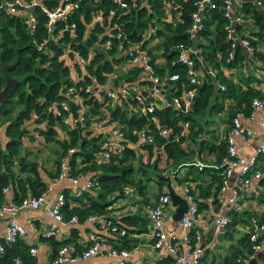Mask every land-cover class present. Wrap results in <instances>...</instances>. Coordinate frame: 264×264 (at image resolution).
<instances>
[{
    "label": "trees",
    "instance_id": "trees-1",
    "mask_svg": "<svg viewBox=\"0 0 264 264\" xmlns=\"http://www.w3.org/2000/svg\"><path fill=\"white\" fill-rule=\"evenodd\" d=\"M67 1L77 3V8L67 18V22L74 23L72 34L69 29L61 30L63 23H57L52 30H48L44 12L38 6L32 10L35 26L31 32L27 30L23 17L0 13V89L5 83L2 65H7V76L15 79L8 98L0 103V127L6 138L4 148H0V197L1 190L7 187L14 201L37 196L46 190L47 185L40 177L42 167L37 161V154L22 148L21 138L30 132L28 126L31 124L32 132L41 137L42 143L53 154L56 173L52 178L58 173L60 159L66 157L71 176L88 175L94 183L89 189L82 190L79 196L71 195L72 200L88 198V204L80 207H68L65 190L64 203L59 208L63 220L75 217L80 223L89 215H95L124 229L125 235L121 237L111 234L109 238H102L116 251L126 250L133 243L127 237L132 232L129 227H144L146 221L139 213L124 215L117 221L108 217L106 208L115 199L124 198L128 189L138 196L141 206L151 197L167 193L164 171L178 184L188 182V194L196 204L198 215L203 209L218 212L222 203L220 190L224 186V167L220 165V159L226 149V131L236 113L248 116L252 112V99L264 97V90L260 92L251 84L255 80L253 75L242 73L245 56L241 49L238 45L231 48L226 38L225 26L230 23V18L224 15L223 0H213L215 6L206 8L202 14V29L196 31L193 38L187 29L199 0H39L46 9ZM259 1L264 8V2ZM241 9L257 25V31L249 38L245 37L254 48L252 56L264 61L263 16L247 1L242 2ZM110 11L112 14H109ZM98 14L102 16V23L94 22V16ZM166 15L170 19L165 21ZM145 31H150L146 39L143 38ZM105 41L109 42L108 47H104ZM67 45L79 52L85 60L84 64L58 59V54ZM179 45L194 47L201 56L200 60L191 57L195 68L200 70L201 83L187 110L165 107L141 113L138 110L141 104L132 94L111 102L102 98L88 99L82 90H77V96L88 108L82 126L63 124V114H54L50 109L52 103L66 100L74 112L77 103L65 96L69 88L77 89L90 83L107 84L108 76L117 73L111 84L113 87L127 86L131 82V87L136 89L148 87L149 81L140 78L142 68L130 65L135 50L144 51L149 57L153 73L162 80L165 99L179 96L186 88V67L177 61L179 51L175 47ZM229 53L232 59L226 61ZM158 58L163 64L157 63ZM207 69L213 71L214 76H208ZM174 72L178 74V79L169 81L165 76ZM76 76L82 77V80L74 81ZM225 100L229 101L224 119L227 127L225 136L217 139L214 130H204L201 123L203 120V124H208L207 116L220 112ZM31 114L36 117L32 119ZM97 114L106 115L109 122L118 125L124 140L123 149L112 152L106 163L95 158L102 150L101 134L91 137L81 135L91 122L102 119L95 118ZM183 122L188 123L185 136L180 135ZM161 128L169 129L170 134L159 135ZM137 131H144L152 142L140 144ZM208 134L212 139L210 141ZM68 148L73 150L69 155ZM203 153L210 154L213 161L198 168L195 163L201 162ZM160 162L166 163H163L162 169ZM146 168L156 173L145 178L158 186L157 193L151 197L146 195V184L141 178ZM256 169L262 171L259 167ZM173 170L175 173H172ZM181 171L182 176H178ZM90 191L95 192V198L89 195ZM240 200L243 201V198ZM238 207L235 200L227 211L228 221L223 230L204 249L196 264L206 263L208 259L206 264H264V208L253 211L248 208L238 210ZM206 230V237H202L205 240L200 242L199 235L203 229L194 223L186 232L189 243L192 246L208 243L213 227ZM251 235H254L253 239ZM59 243L51 242L52 245ZM92 243H87L74 256ZM4 248L0 264H12L15 259L22 264H36L35 258L28 254L29 247L20 241ZM218 248L222 249V254L215 258L212 253ZM169 262L166 259L164 264Z\"/></svg>",
    "mask_w": 264,
    "mask_h": 264
},
{
    "label": "built area",
    "instance_id": "built-area-1",
    "mask_svg": "<svg viewBox=\"0 0 264 264\" xmlns=\"http://www.w3.org/2000/svg\"><path fill=\"white\" fill-rule=\"evenodd\" d=\"M116 2L118 0H115ZM235 0H223V12L224 15L230 18V23L225 26L227 34L226 38L230 41V47L235 48L237 45H241L245 48L248 53H252L254 51L253 46L249 43V40L245 37H236L234 33V26L232 25V20L236 22L240 21L241 18L239 16H235L234 18L231 16V4ZM256 5L261 7V1L256 0ZM38 6L46 17V26L48 30H52L54 25L57 23H63L61 30H70V34H72L71 30L74 28L73 22H67V18L70 17L72 11L77 8V3L73 1H67L56 5L52 9H46L39 2V0H2L0 2V13H4L11 16H21L25 19V24L27 30L30 32L33 31L35 26V19L32 15V10L34 7ZM123 6V4H121ZM215 3L213 0H199L196 3V8L191 14V24L187 29V32L191 38H193L196 34V31L202 29V14L206 10V8H213ZM109 14H112L111 11ZM169 15H166L164 20H169ZM102 23V16L100 14L94 16V22ZM52 25L50 29L49 26ZM150 31L144 32V39L148 38ZM119 35L117 34L116 37ZM155 42V41H154ZM153 42V43H154ZM152 43V44H153ZM109 42L105 41L104 47H108ZM179 51V55L177 57V61L185 65V78H186V88H183L179 93V96H172L169 99H165L164 97V88L162 80L153 73V68L149 63V57L145 54L144 51L135 50L134 55L130 60V65H138L142 68V72L140 74L141 79H146L149 81L150 85L146 88L141 87L136 89L135 87H131V83H127L128 85L121 87H113L111 84L113 79L117 77V75L112 76L109 75L107 80V84L97 85V84H86L83 87H78L77 89L74 87L69 88L65 92V96L69 100H73L77 103L76 110L72 112L70 104L66 100H61L57 103H52L50 109L54 114L62 113L61 122L63 124L69 125L71 127L82 126L84 124L85 113L88 111L87 106L80 100L77 96V90H82L84 94L88 95L89 98H93L94 100L98 98H102L101 100L118 101V99H125L129 94L134 95L136 101H138L141 105L138 110L141 113H150L154 109H161L165 107H171L174 109L184 108L187 110L193 103L194 98L197 96V86L201 83V73L198 68H195L194 59L191 58L196 57L197 60L201 59L200 52L198 49L194 47H184L182 45L175 47ZM132 51L129 52L131 54ZM58 59L64 60L66 63H72L73 61L78 62L79 64H84L85 60H83L78 51L72 50L67 45L62 51L58 54ZM232 59V54L229 53L226 61ZM127 68V65H125ZM208 76H214V72L210 69L206 70ZM169 81H175L178 79V74L176 72L171 73L168 76H165ZM74 81L82 80V77L73 78ZM110 84V85H109ZM163 93V94H162ZM251 108L253 110H260L264 112V97L263 98H254L251 101ZM35 114H31V118H35ZM242 113H236L231 120V126L226 131V149L225 153L222 155L220 159V165L224 167V177L223 183L224 186L221 188L220 192H224L225 189V180L228 176H232V184L229 190V197L225 202L221 203L219 211L215 219H213L212 227L213 230L211 232V238L208 243L205 245L194 244L193 246L189 243L188 236L186 232L192 227L194 223H196L198 219V213L196 210V204L193 201V198L190 194H188V188L186 184H182L180 188H176V191L179 195H181L186 201L187 209L186 212L179 219V226L184 231L182 236V240L185 244V248L183 252L177 251V245L175 242L171 241L164 233V223L169 217L168 205H169V197L167 193L159 194L155 197H151L148 202L142 205V214L147 223L148 233L151 238V245L155 249L165 248L169 254L174 256V259L171 260L168 264H196L200 259L203 251L206 247H208L213 238L220 233L224 226L228 221L227 211L230 206L235 202L236 196L238 192L245 191L249 185L251 180L259 179L261 177V172L256 169V159L255 157H250L248 159H244L242 157L237 156L235 150L234 138L237 137L241 140H245L251 136V132L245 128L241 123V118H244ZM95 118H102L96 122H91L90 125L84 128L81 131L82 136L91 137L94 134H101L102 143H101V151H99L95 158H97L98 162H108L110 154L114 151L120 152L124 146V140L122 134L118 129V125L114 122H109L108 118L104 114H97ZM260 126H264V121L260 123ZM188 123H181L180 135L185 136L187 133ZM63 134V132H61ZM170 134V130L167 128H161L159 130V135L168 136ZM138 142L140 144H149L152 142L150 136H146L144 131L136 132ZM73 150L68 148L67 154H71ZM257 152L264 153V140L259 145ZM198 168L202 165L198 162L195 163ZM81 177L71 176L70 169L67 163V158L62 157L59 162V169L56 177L53 179L52 183H57L61 181L69 182L75 185L78 179ZM94 183L89 180L86 181L82 190L89 189L92 187ZM50 186L46 187V190L40 193L37 196H27L18 201H14L11 203L0 202V216L3 214H8L11 217L15 216L20 210L23 209H37L43 208L44 211L55 221L64 222L62 215L59 212L60 206L64 203V195L62 193L56 196L54 203L48 204L45 199V194L48 191ZM3 191L6 189L3 188ZM81 190V191H82ZM81 191L77 192V196L80 195ZM74 196V195H73ZM74 196V197H77ZM86 220L92 221L102 228H107L111 234H115L119 237L125 235V230L122 228H118L116 225L111 224V222L106 221L103 218L97 217L95 215H89L86 217ZM69 222H76L75 217H71ZM262 229V228H260ZM24 235V230L16 225L14 222H9L5 229V234L0 242V253H3L5 246H10L20 241ZM251 239L254 238V235H251ZM105 251L108 255L118 256L121 258L119 264H125L124 260L128 255V251L125 249H120L118 251L112 249L103 239L94 241L90 244L86 249L82 250L79 255L72 256L67 254L66 247L62 246L57 249L54 258L49 264H61V263H72L78 259H87L88 257L95 256L99 253V251ZM36 249L34 247H30L28 249L29 256L34 257ZM18 260L15 259V264Z\"/></svg>",
    "mask_w": 264,
    "mask_h": 264
},
{
    "label": "crops",
    "instance_id": "crops-1",
    "mask_svg": "<svg viewBox=\"0 0 264 264\" xmlns=\"http://www.w3.org/2000/svg\"><path fill=\"white\" fill-rule=\"evenodd\" d=\"M247 1L251 3L263 16L264 20V8L258 7L256 5V0H235L231 4V16H240L241 20L236 22L232 20V25L234 26V33L236 37H248L251 33L257 31V25L254 24L253 20L244 14L242 8V2ZM264 2V0H262ZM246 16V17H245ZM241 49L242 54L245 56L244 66L242 68L243 75L250 73L255 78L251 82L253 87H255L260 92L264 90V61L257 60L256 57L252 56V53H248L245 48L241 45H238ZM158 64H163V61L160 58L157 59ZM228 75V74H227ZM234 77V76H233ZM233 80H235L233 78ZM138 85V84H137ZM229 101L225 100L223 103V108L220 112L215 113L219 117L216 124V128L208 129V131L214 130V135L217 139L225 136L226 122L225 116L227 113V106ZM264 121V112L260 110H253L248 116L241 118L240 123L251 132V136L245 140H241L237 137L234 138L236 154L239 157L248 159L250 157H255L256 167L261 168V177L259 179L251 180L249 187L242 194L238 193L236 196L237 205H239L238 210H243V208H248V210L260 211L264 208V156L262 152H257L259 145L264 140V126H260V123ZM29 133L22 136L21 143L24 150H29L37 154V161L41 165L40 177L42 181L50 186L48 191L45 194V199L48 204L54 203L56 196L60 193L64 195L65 190L67 191V202L68 207H80L81 205L88 204L87 197H78V200H72V196H77V192L81 191L84 187V184L89 180L88 175L81 176L75 185L61 181L57 183H52L53 178L51 176L55 175L56 168L52 164L51 159L53 154L48 150L44 149L39 152V150L44 145L36 133L32 132L29 129ZM30 137V141H29ZM34 138V139H33ZM33 139V140H32ZM207 139L212 140L207 135ZM6 141L5 136L3 135V128L0 127V148H4V143ZM32 141V142H31ZM41 142L37 144V142ZM46 147V146H45ZM51 149V147H49ZM52 158L50 157V154ZM213 157L208 153H203L201 157L202 166L207 165L206 163H211ZM160 169L163 168V162L159 163ZM212 165V164H211ZM210 165V166H211ZM198 169V168H197ZM172 173H175L173 170ZM164 177H169L170 184L173 189L176 191V188H180L183 182L178 184L174 182L173 177L165 174V171L162 173ZM178 176H182V171L177 173ZM207 178H204L205 180ZM188 183V182H187ZM185 183V184H187ZM232 184V176H228L225 180V189L221 193L220 200L225 202L229 195L230 186ZM189 185L194 187V184L189 182ZM6 190L1 193V202L11 203L12 194L9 187L5 188ZM163 189V188H161ZM196 189V187H195ZM86 190V189H85ZM158 191V186L152 182L147 187H145V192L148 197L154 196ZM177 192V191H176ZM124 198H117L110 203L106 208L107 215L111 219L119 220L122 216L127 214L139 213L142 214V206L138 202V196L133 193L131 190L125 191ZM178 193V192H177ZM95 198V192L90 191V194ZM65 196V195H64ZM79 198H81L79 200ZM243 198V201L240 199ZM238 200L241 202L239 203ZM243 202V203H242ZM174 208L168 205L169 217L164 223V233L171 241L175 242L177 245V251L183 252L185 244L182 240L184 231L180 228L178 222H174L170 219V214L173 212ZM217 212L214 213L212 210L203 209L199 212L198 219L195 223V226L202 228L203 232L200 235L206 237V232L208 228L212 226L213 219H215ZM14 222L16 225L20 226L24 230V235L20 242L23 245L34 247L36 249L34 258L36 264H49L58 248L64 246L67 249V254L74 256L78 250L87 245V243L100 240L102 238L111 237V233L107 228H102L98 224L84 220L80 223L78 222H57L53 220L43 208L37 209H23L20 210L15 216L11 217L8 214H3L0 216V242L5 234L6 226L9 222ZM131 233L127 235L129 239L133 241L131 246L126 249L128 255L124 260L125 264H164L166 259L170 261L174 259V256L169 254L165 248L155 249L152 247L151 238L148 233L147 223L144 227L135 226L129 227ZM205 232V233H204ZM110 235V236H109ZM199 235V237H200ZM205 238L202 240L204 241ZM54 241L59 244L52 245L51 242ZM5 249V248H4ZM4 252V251H3ZM222 249H214L212 256L217 258L221 256ZM4 253H0V263ZM209 258V257H208ZM209 260V259H208ZM206 260V263L209 261ZM121 258L118 256L108 255L105 251L101 250L98 254L87 259H78L72 263H61V264H119ZM205 262H199L198 264H204ZM205 263V264H206ZM15 264H22L16 262Z\"/></svg>",
    "mask_w": 264,
    "mask_h": 264
},
{
    "label": "water",
    "instance_id": "water-1",
    "mask_svg": "<svg viewBox=\"0 0 264 264\" xmlns=\"http://www.w3.org/2000/svg\"><path fill=\"white\" fill-rule=\"evenodd\" d=\"M49 28H52V25L49 26ZM6 68L7 65L1 66V72L4 76V86L0 89V103L5 101L9 94L11 87L13 83L15 82V79L10 78L6 74ZM165 180V189L169 197L170 205L174 208L173 212L170 214V219L174 222H179V219L182 217V215L186 212L187 205L184 198L179 195L171 186L169 177H164ZM202 235H200V242H202Z\"/></svg>",
    "mask_w": 264,
    "mask_h": 264
},
{
    "label": "rangeland",
    "instance_id": "rangeland-1",
    "mask_svg": "<svg viewBox=\"0 0 264 264\" xmlns=\"http://www.w3.org/2000/svg\"><path fill=\"white\" fill-rule=\"evenodd\" d=\"M218 119H219V117L217 116V115H215V114H211V115H208L207 116V122H208V124H203V120H202V128L204 129V130H208V129H211V128H216V124H217V122H218ZM39 127H41V125L39 124L38 125ZM29 129L30 130H33V126L30 124L29 126ZM38 128V127H37ZM34 139V138H33ZM32 139V140H33ZM29 141H30V139H29ZM32 142V141H31ZM41 142L39 141V142H37V144H40ZM46 145H43L42 146V148L39 150V152L41 151V150H45V151H48L47 149V146L45 147ZM49 154H50V152H49ZM50 157L52 158V155L50 154ZM53 160L51 159V162H52ZM164 161V160H163ZM165 162L167 163V160L165 159ZM164 163V162H163ZM166 163H164V164H166ZM53 164V163H52ZM167 168H168V165H167ZM156 173L155 172H153L152 171V169L151 168H146V171H145V174H144V176H142L141 178L143 179V183L144 184H146V187L150 184V183H152L153 181L152 180H149V181H146L145 180V178L146 177H149V176H151V175H155Z\"/></svg>",
    "mask_w": 264,
    "mask_h": 264
}]
</instances>
